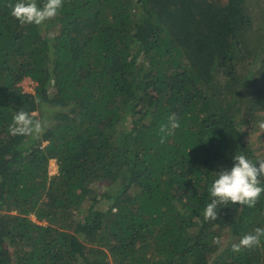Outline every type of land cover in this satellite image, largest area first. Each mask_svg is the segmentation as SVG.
Instances as JSON below:
<instances>
[{
	"label": "trees",
	"instance_id": "trees-1",
	"mask_svg": "<svg viewBox=\"0 0 264 264\" xmlns=\"http://www.w3.org/2000/svg\"><path fill=\"white\" fill-rule=\"evenodd\" d=\"M16 2L0 0V264H264V237L232 251L264 228V193L204 219L217 172L264 161V0H64L41 25ZM21 108L46 127L10 134Z\"/></svg>",
	"mask_w": 264,
	"mask_h": 264
},
{
	"label": "clouds",
	"instance_id": "clouds-1",
	"mask_svg": "<svg viewBox=\"0 0 264 264\" xmlns=\"http://www.w3.org/2000/svg\"><path fill=\"white\" fill-rule=\"evenodd\" d=\"M64 0H45L42 6L36 0H17L9 5L11 15L21 24L41 25L45 21L55 18L63 8ZM180 122L175 113L168 117V123L160 127V143L166 142V137L173 135L180 128ZM46 127V122L33 118L21 108L12 118L9 132L12 135H30L40 133ZM264 129V121L259 124ZM54 159V158H53ZM231 169H223L218 173L217 179L209 189L212 200L206 205L204 219L215 221L218 218L216 211L218 205L239 203L247 207H255L258 198L264 193L260 177H264V161L253 163L244 154L237 153L234 157ZM264 237V228L256 227L253 232L244 234L238 243L232 245V251L239 253L242 249H253L260 246ZM213 243L219 245L220 237H214Z\"/></svg>",
	"mask_w": 264,
	"mask_h": 264
},
{
	"label": "rangeland",
	"instance_id": "rangeland-1",
	"mask_svg": "<svg viewBox=\"0 0 264 264\" xmlns=\"http://www.w3.org/2000/svg\"><path fill=\"white\" fill-rule=\"evenodd\" d=\"M259 23L264 24L263 21H260ZM21 83H22L25 90L32 91L34 89V85L36 82L27 76L22 80ZM49 169H50L51 173H54L55 171L58 170V163L55 159L51 160ZM105 205H106V202H104V201L100 202V204H99V206H101V207H104ZM33 218H35V216H33Z\"/></svg>",
	"mask_w": 264,
	"mask_h": 264
},
{
	"label": "built area",
	"instance_id": "built-area-1",
	"mask_svg": "<svg viewBox=\"0 0 264 264\" xmlns=\"http://www.w3.org/2000/svg\"><path fill=\"white\" fill-rule=\"evenodd\" d=\"M57 171H58V170H57ZM57 171H55V172H57ZM55 172H54V173H55Z\"/></svg>",
	"mask_w": 264,
	"mask_h": 264
}]
</instances>
